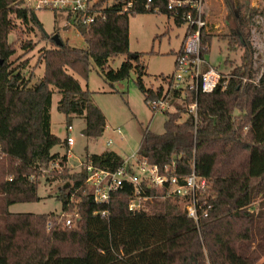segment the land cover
<instances>
[{"label": "trees", "instance_id": "trees-1", "mask_svg": "<svg viewBox=\"0 0 264 264\" xmlns=\"http://www.w3.org/2000/svg\"><path fill=\"white\" fill-rule=\"evenodd\" d=\"M150 1L149 8L147 0L101 2L103 19L75 26L85 48L59 35L56 44L50 35L41 34L39 39L47 38L49 46L38 48L37 63L43 64V71L34 81V73L27 72L29 57L23 55L36 42L18 40L22 54L12 58L17 48L15 40H9L15 26L34 31V10L25 7L24 0H0V264H264V70L254 77L253 50L245 39L249 18L257 9L242 10L244 0H223L228 33L221 36L227 50L243 49L240 62L226 73L220 71L211 91L186 88L182 96L172 76L163 78L166 88L145 87L140 54L128 50L130 15L158 10L171 18L167 0ZM128 2L131 5L124 9ZM18 20L20 25L14 23ZM212 38L209 28L202 30V70L210 65L205 54ZM120 55L125 57L121 65L111 68L108 62ZM93 68L111 85L133 69L135 84L152 112L159 111L147 102L167 94L171 108L161 112L162 132L144 129L136 156L160 170L169 167L180 183L192 170L206 181L194 195L196 220L187 213L189 194L181 198L142 181L124 180L107 202L95 203L83 167L70 171L66 151H54L66 146L72 129L67 125L64 139L51 132L54 90L59 95L57 111L66 118H81L86 138L99 137L105 128L92 92L75 78L86 79ZM191 101L197 104L196 118L185 114L184 106ZM123 160L115 151L104 150L87 153L81 162L115 170ZM55 161L58 167L51 168ZM41 175L45 181L60 178L70 183L59 188L62 212L8 211L12 203L39 200ZM136 189L146 207L131 211L128 202ZM70 211L78 213V220L66 225Z\"/></svg>", "mask_w": 264, "mask_h": 264}, {"label": "rangeland", "instance_id": "rangeland-1", "mask_svg": "<svg viewBox=\"0 0 264 264\" xmlns=\"http://www.w3.org/2000/svg\"><path fill=\"white\" fill-rule=\"evenodd\" d=\"M236 2V0H235ZM112 0H106L105 5H110ZM257 9L249 18L248 34L245 36L247 43L252 47V70L255 78L264 70V0H244L242 10L245 8ZM207 28L213 34L209 45V51L205 54L207 62L216 67L220 72L226 73L235 64L240 62L239 56L243 49L239 46L236 50H227V41L221 35L228 33V22L225 18L226 8L223 0H208L207 2ZM38 25H34L33 32H28V27L19 28L15 26L10 34L9 40L16 43L17 51L12 58L21 56V49L17 41L25 42L31 39L36 46L30 52L23 55L28 59L27 72H33V80L38 81L42 76L43 64L37 63L38 48L42 45L49 46L47 38L39 39L41 34L51 35L58 33L62 40L79 48H85L86 44L81 33L73 25H65L63 13H54L51 9H37L34 11ZM20 25V21L14 23ZM128 50L131 54H140L139 61L145 66L146 74L142 77L145 87L166 88L163 78L173 76L175 72L176 53L179 50L186 24H176L172 18L161 11L137 13L129 16ZM45 37V36H44ZM20 42V43H21ZM225 58L228 61L224 62ZM125 57H115L108 62L113 69L118 68ZM82 88L92 92L93 103L102 111L105 117V128L102 134L95 138H86L82 133L84 122L81 118H66L56 108L59 95L54 90L50 108V128L56 136L64 139L67 125L70 124V136L74 139L71 147V156L66 162L70 171H77L84 156L92 153H100L104 150L115 151L123 159L136 154L140 138L144 129L161 133L163 129L164 116L161 112H152L143 100V95L135 84V72L130 70L126 79L114 82L112 85L104 81L103 77L95 68L91 69L86 79L78 77ZM185 118L183 113L180 120ZM120 130V134L116 130ZM111 140L110 144H106ZM66 146H57L54 151L64 154ZM60 170V169H59ZM70 183L63 180L50 179L45 181L41 175L38 178L37 195L39 200L15 202L8 205L10 212L49 213L62 212L59 198V188H65ZM71 186V185H70ZM179 206L182 207L181 202ZM146 207V205H145ZM73 212V210H72ZM67 216H71L72 213Z\"/></svg>", "mask_w": 264, "mask_h": 264}, {"label": "built area", "instance_id": "built-area-1", "mask_svg": "<svg viewBox=\"0 0 264 264\" xmlns=\"http://www.w3.org/2000/svg\"><path fill=\"white\" fill-rule=\"evenodd\" d=\"M101 2L104 0H24V6L31 10L51 9L56 13H63L65 25H89L97 19H103L104 15ZM147 0L145 7L149 8ZM207 2L208 0H167L166 8L171 12V18L178 17L186 24L187 33L184 34L180 53L176 55L175 72L172 76L173 87L181 88L182 96L186 88L200 90L201 92L211 91L219 81L220 72L211 65L202 70L204 62L200 56L202 30L207 29ZM131 2L124 7L126 9ZM167 95V94H166ZM156 101H148L150 108L163 112L171 108L166 100L167 96ZM185 114L196 118L197 104L191 101L185 104ZM68 126V130H70ZM116 132L120 134V130ZM108 140L106 144H110ZM74 144L72 136H66V146L69 148ZM69 153V149L66 154ZM80 167L87 173L86 183L95 203L107 202L110 196L118 190L124 180L133 184L141 181L150 187L165 190L168 194H175L179 197L190 195L186 205L189 216L197 219L195 193L204 189L206 181L199 179L192 170L189 175L183 178L182 182L176 174L165 166L163 170L155 164H150L145 158H138L136 154L123 160L122 164L115 170H107L92 165L90 162H80ZM51 168L58 167L57 161L52 162ZM144 197L134 191L133 197L128 202V210L134 211L144 209ZM101 215H105L102 211ZM78 220V213L74 212L65 218L66 225H72Z\"/></svg>", "mask_w": 264, "mask_h": 264}, {"label": "water", "instance_id": "water-1", "mask_svg": "<svg viewBox=\"0 0 264 264\" xmlns=\"http://www.w3.org/2000/svg\"><path fill=\"white\" fill-rule=\"evenodd\" d=\"M51 39L56 43V44H59L60 43V40H59V37H58V34L57 33H53L50 35ZM133 56V55H132Z\"/></svg>", "mask_w": 264, "mask_h": 264}, {"label": "crops", "instance_id": "crops-1", "mask_svg": "<svg viewBox=\"0 0 264 264\" xmlns=\"http://www.w3.org/2000/svg\"><path fill=\"white\" fill-rule=\"evenodd\" d=\"M71 147H72V146H71ZM71 147L68 148V147L66 146V150H65V151L67 152V150L69 149V153L67 154V161H66L67 163H68V158L71 156Z\"/></svg>", "mask_w": 264, "mask_h": 264}]
</instances>
